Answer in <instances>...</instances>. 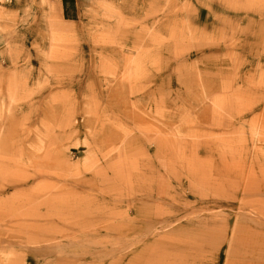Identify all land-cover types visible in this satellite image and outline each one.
<instances>
[{
	"label": "rangeland",
	"instance_id": "obj_1",
	"mask_svg": "<svg viewBox=\"0 0 264 264\" xmlns=\"http://www.w3.org/2000/svg\"><path fill=\"white\" fill-rule=\"evenodd\" d=\"M89 4L0 0V264H264V0Z\"/></svg>",
	"mask_w": 264,
	"mask_h": 264
},
{
	"label": "crops",
	"instance_id": "obj_2",
	"mask_svg": "<svg viewBox=\"0 0 264 264\" xmlns=\"http://www.w3.org/2000/svg\"><path fill=\"white\" fill-rule=\"evenodd\" d=\"M91 0H52L56 5L61 21L67 25H77L86 17L84 9L90 6Z\"/></svg>",
	"mask_w": 264,
	"mask_h": 264
}]
</instances>
